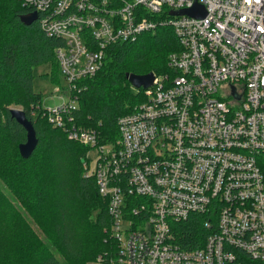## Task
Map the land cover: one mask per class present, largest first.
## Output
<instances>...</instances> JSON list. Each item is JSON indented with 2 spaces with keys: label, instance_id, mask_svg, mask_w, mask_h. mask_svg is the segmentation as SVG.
I'll return each instance as SVG.
<instances>
[{
  "label": "built area",
  "instance_id": "1",
  "mask_svg": "<svg viewBox=\"0 0 264 264\" xmlns=\"http://www.w3.org/2000/svg\"><path fill=\"white\" fill-rule=\"evenodd\" d=\"M21 1L62 40L68 99L43 105L46 117L97 152L84 171L108 200L117 249L93 264H264V0ZM202 6L201 18L174 14ZM159 25L180 42L172 73L134 87L144 101L103 143L77 121L80 82L103 67L108 48ZM194 214L206 235L180 243L178 226Z\"/></svg>",
  "mask_w": 264,
  "mask_h": 264
},
{
  "label": "trees",
  "instance_id": "2",
  "mask_svg": "<svg viewBox=\"0 0 264 264\" xmlns=\"http://www.w3.org/2000/svg\"><path fill=\"white\" fill-rule=\"evenodd\" d=\"M21 2L0 0V264H91L117 249L107 233L108 200L84 171L89 148L48 120L43 95L33 89L34 68L47 63L52 82L62 85L56 60L62 40L43 33L39 15L26 26L20 16L34 10ZM180 48L174 29L164 25L108 48L103 67L80 82L78 123L98 129L103 143L116 141L119 118L144 101V90L126 75H170L169 54ZM14 107L26 112L37 134L30 158L20 154L27 132L12 118ZM260 165L264 173V156ZM203 220L194 214L181 223L180 243L205 237Z\"/></svg>",
  "mask_w": 264,
  "mask_h": 264
},
{
  "label": "water",
  "instance_id": "3",
  "mask_svg": "<svg viewBox=\"0 0 264 264\" xmlns=\"http://www.w3.org/2000/svg\"><path fill=\"white\" fill-rule=\"evenodd\" d=\"M204 7L202 6L201 11L196 14L194 10L192 9H187L184 11L180 12H173L174 14H179V15H193L197 17H203L206 15V12L204 11ZM38 13L37 11H33L29 14L26 15H21L20 19L26 26L32 25L37 20ZM128 81L130 82V85L135 88L139 89H147L151 84L154 82L155 76L153 72L147 73V75H138L135 73L132 74H127L126 75ZM12 113V118L16 119L19 124H22L26 129L27 132V140L20 144L19 150L22 158H30L33 154V152L36 150V145L38 143V138L37 134L34 131V126L32 122L26 118V112L23 109H11Z\"/></svg>",
  "mask_w": 264,
  "mask_h": 264
},
{
  "label": "rangeland",
  "instance_id": "4",
  "mask_svg": "<svg viewBox=\"0 0 264 264\" xmlns=\"http://www.w3.org/2000/svg\"><path fill=\"white\" fill-rule=\"evenodd\" d=\"M50 72H52L51 63H47L41 66L38 65L34 68V72H33V75H34L33 89L40 91V93H42L43 95L42 103L44 107H47V108L52 105L60 104L61 102H63V100H67L68 95L66 94L64 89H69L68 81L64 79L63 75L60 77L62 80V83H61L62 85H58L52 82ZM56 96L62 97V98L58 99V97ZM55 97L56 99H54ZM13 109H20V108L14 107ZM88 148H89V151H88L89 155L87 156V158H89L88 163H89L91 170H93L96 164V160H97L96 158L97 152L91 151L90 147ZM84 162L86 163V160H84ZM91 264H93V262Z\"/></svg>",
  "mask_w": 264,
  "mask_h": 264
}]
</instances>
